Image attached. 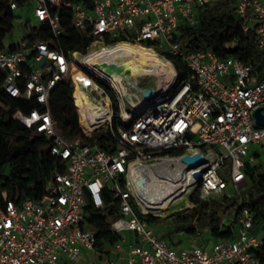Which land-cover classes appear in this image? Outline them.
<instances>
[{
	"label": "built area",
	"instance_id": "2783aa9c",
	"mask_svg": "<svg viewBox=\"0 0 264 264\" xmlns=\"http://www.w3.org/2000/svg\"><path fill=\"white\" fill-rule=\"evenodd\" d=\"M217 1L31 0L35 22L47 23L52 33L34 39L24 35L0 50L4 72L0 87L32 106L17 109L13 117L49 141L59 164L40 198L6 199L5 209L0 210V264H262L255 250L264 246V235L253 233V214L246 207L238 216L236 236L212 246L171 245L145 218L175 208L187 193L198 191L207 198L229 187L238 199L233 211L249 186L245 165L254 160L250 154L264 147V125L254 115L264 106V75L260 79L253 65L239 55L221 57L207 44L188 51L177 39L181 22L198 24L199 9ZM7 2L15 12L20 10L17 0ZM62 10L71 13L70 23H64ZM236 13L242 37L232 32L227 49L245 52L250 35L264 49V0H238ZM68 28L93 37L87 53L70 55L63 50L60 38ZM145 42L174 65L173 77L161 82L149 75L155 81L145 84V76L120 71L122 76L117 77L102 67L100 73L82 60L95 50ZM12 44L14 49L9 48ZM173 57H180L189 69L182 81L177 80ZM75 67L82 76L76 75ZM64 81L74 87L80 127L88 140L67 139L56 125L51 95ZM78 89L87 93L96 110L93 118L85 116L95 122L88 128L81 123ZM147 90H154V96H146ZM104 126L110 135L106 147L97 139ZM195 153L207 158L197 168L183 161L185 155ZM140 167L171 173L179 167L182 180L176 182L187 176L193 180L175 191L174 205L151 209L134 175ZM202 169L199 181L194 173ZM171 177L159 174L162 182ZM105 192L117 200L118 215L109 221L112 231L120 235L108 253L97 249L96 230L85 225L87 206L109 213L115 202H107ZM193 206L191 201L186 207ZM230 211L222 225L228 224ZM127 232L132 233L130 239Z\"/></svg>",
	"mask_w": 264,
	"mask_h": 264
},
{
	"label": "trees",
	"instance_id": "16d2710c",
	"mask_svg": "<svg viewBox=\"0 0 264 264\" xmlns=\"http://www.w3.org/2000/svg\"><path fill=\"white\" fill-rule=\"evenodd\" d=\"M17 1L20 3V9H23L21 1H29L31 4V0ZM237 3L238 0H218L212 5L201 7L198 11V24L190 26L181 22L177 39L188 51L201 49L207 44L221 57L239 55L242 60L253 65L254 72L261 79L264 75V49L255 44L253 35L249 36L245 52L239 49L230 50L226 47L232 32H238L242 37L241 20L236 13ZM23 11L30 12L31 9L27 8ZM18 12L10 8L7 0H0V50L7 47L8 35L13 31L16 21L22 19L21 13ZM61 16L64 23L71 22V13L62 10ZM25 28V36L30 39L46 38L52 33L47 23H36L31 19L26 20ZM60 42L63 50L70 55L76 51L85 54L93 42V37L68 28L61 36ZM151 44V42L143 43L145 47ZM15 47V44L9 46L10 49ZM173 60L178 69L177 80L186 79L189 76L187 65L180 57H173ZM74 69L76 73L81 72L77 67ZM3 76L4 72L0 70V83ZM73 90V85L65 81L53 90L52 114L65 138L81 137L88 140L80 127L78 110L72 96ZM19 108L31 109L32 106H27L22 99L8 95L0 87V210L5 209L6 199L21 202L27 198H40L45 192L47 181L59 164L58 158L49 150V141L43 136L34 135L31 129L13 117ZM97 139L103 147L110 143V135L106 132L98 135ZM252 154L260 159V151L252 150L250 155ZM245 171L249 186L243 192L242 202L233 211L230 210L238 204V199L233 189L229 187L222 194H213L207 198H201L198 191H195L190 197L194 203L193 207L171 212L165 219L152 214L145 218L150 225L156 222L173 223V226L168 227L169 229L161 234L171 245L183 247V236L197 238L198 244L208 245L211 239L217 242L221 239L234 238L238 216L246 207L253 214V233L264 235V161L259 160L258 163L248 161ZM104 194L107 202H115L109 213L87 206L85 225L96 230L97 249L108 253L120 235L112 231L109 221L110 216L118 215L117 200L109 192ZM227 211H230L228 224L222 225ZM204 231L209 232L208 238H203ZM255 253L264 264V246L256 249Z\"/></svg>",
	"mask_w": 264,
	"mask_h": 264
},
{
	"label": "bare ground",
	"instance_id": "6f19581e",
	"mask_svg": "<svg viewBox=\"0 0 264 264\" xmlns=\"http://www.w3.org/2000/svg\"><path fill=\"white\" fill-rule=\"evenodd\" d=\"M78 58L81 56L77 55ZM87 66H90L100 73L102 68L111 69L107 63H117V68L112 69L113 74L121 77L120 69L128 76H158L162 82L176 74L174 65L163 60L156 51L142 44L122 43L115 49L95 50L89 55L82 57ZM81 75L82 72L76 73ZM78 100L79 109L83 115L81 123L87 127L93 125L94 121H86L85 116L89 114L91 118L96 114L94 103L91 102L87 93L78 89L75 93ZM90 128V127H89ZM93 128L88 129L91 132ZM168 171V172H167ZM164 168L140 167L134 171L137 177L138 186L141 188V194L148 208L163 209L171 207L176 203V197L173 196L179 187H186L192 182L193 178L187 176L182 182H176L181 179V168L173 169L172 173ZM168 174L172 176L166 182L159 179V174ZM182 180V179H181Z\"/></svg>",
	"mask_w": 264,
	"mask_h": 264
},
{
	"label": "rangeland",
	"instance_id": "374dc122",
	"mask_svg": "<svg viewBox=\"0 0 264 264\" xmlns=\"http://www.w3.org/2000/svg\"><path fill=\"white\" fill-rule=\"evenodd\" d=\"M21 3L23 4L22 5L23 9L21 8L18 13H21L20 15H21L22 19L16 21V24H15V27H14L13 31L8 35V37L6 39V44H8V45L11 44L14 41H17L19 38H22L26 34L25 22H26L27 19H31V20H33V22H35L32 10L30 12L23 11V10H25L27 8L31 9V4H29V1H25V2L21 1ZM142 80H143V82L145 84H150L153 81H155L154 78L150 77V76L143 77ZM106 131H107V126H104L97 132V135H101V134L105 133ZM260 154H261L260 159H257V157L254 154L251 155V157L254 159L252 161L253 163H258L259 160L264 161V147H262L260 149ZM192 194H193V192L192 193H187L184 198H182L181 200L178 201V203L175 206V208L157 211V212H154V214H152V215H158L162 219H165V217H167V215H169L171 212L178 211V210H183V209L188 208L186 206H187V203L191 202L190 197H191ZM171 226H173L172 222H156L155 224L151 225V227L155 231L157 230L156 232H159L160 234H162L165 231H167V229H169L168 227H171ZM126 234H127L129 239L132 237V233L131 232H127ZM183 237H184L183 238V244H182L183 247L190 246V245H192L194 243H198V239L197 238H187L186 236H183ZM205 237L206 238L209 237V232L208 231H204L203 232V238H205ZM175 240L178 241V238L175 237ZM213 244H215V240L211 239L208 245L212 246Z\"/></svg>",
	"mask_w": 264,
	"mask_h": 264
},
{
	"label": "water",
	"instance_id": "95a60500",
	"mask_svg": "<svg viewBox=\"0 0 264 264\" xmlns=\"http://www.w3.org/2000/svg\"><path fill=\"white\" fill-rule=\"evenodd\" d=\"M42 63H44V59L42 60ZM109 65L111 68L109 70H111V71H112V69L118 67L116 64H109ZM120 71H122V69H120ZM154 94H155L154 90H147L146 91V96H148V97H152V96H154ZM263 110H264V106H261V107H258L254 112L257 123L262 124V125H264V114L262 113ZM183 161L186 162L190 167L197 168V167L201 166L202 164H205L207 162V158L204 155H202L201 153H195V154L185 155L183 157ZM203 171H204V169L195 171V173H194V176L199 181L202 180V172Z\"/></svg>",
	"mask_w": 264,
	"mask_h": 264
},
{
	"label": "crops",
	"instance_id": "0c3cea01",
	"mask_svg": "<svg viewBox=\"0 0 264 264\" xmlns=\"http://www.w3.org/2000/svg\"><path fill=\"white\" fill-rule=\"evenodd\" d=\"M86 264V263H85Z\"/></svg>",
	"mask_w": 264,
	"mask_h": 264
}]
</instances>
